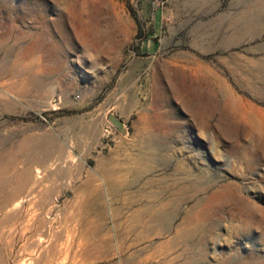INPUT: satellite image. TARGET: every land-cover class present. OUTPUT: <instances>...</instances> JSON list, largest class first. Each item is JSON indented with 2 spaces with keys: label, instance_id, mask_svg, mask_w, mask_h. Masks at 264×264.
<instances>
[{
  "label": "rangeland",
  "instance_id": "rangeland-1",
  "mask_svg": "<svg viewBox=\"0 0 264 264\" xmlns=\"http://www.w3.org/2000/svg\"><path fill=\"white\" fill-rule=\"evenodd\" d=\"M263 69L264 0H0V264H264Z\"/></svg>",
  "mask_w": 264,
  "mask_h": 264
},
{
  "label": "bare ground",
  "instance_id": "bare-ground-1",
  "mask_svg": "<svg viewBox=\"0 0 264 264\" xmlns=\"http://www.w3.org/2000/svg\"><path fill=\"white\" fill-rule=\"evenodd\" d=\"M262 70V69H261ZM264 70V69H263ZM264 72V71H263ZM217 121H218V126H219V129H220V131H221V133L223 134V135H226L227 136V134H228V132L230 131V129L231 128H233V124H232V122H230V119H228V120H225V119H223V118H221V116H219L217 119H216ZM200 127L201 128H205V130L206 129H209V128H211L212 127V124H211V118L208 120V121H206V122H204V123H202L201 122V124H200ZM264 131V127H262L260 124H253L252 125V129H251V135H253L254 137H259V136H262L263 135V132ZM227 133V134H226ZM229 135V134H228ZM1 161V160H0ZM6 164V163H5ZM0 165H3V164H0ZM5 167H6V165H4ZM9 168H4L3 166H0V173H2V172H5L6 170H8ZM36 172V174H38V175H36V178L38 179V178H40V175H39V173H40V171H38V170H36L35 171ZM8 173V172H7ZM6 182V181H5ZM24 188V187H23ZM23 188H21V189H23ZM12 189V188H11ZM40 193V192H39ZM44 193V192H43ZM46 193V192H45ZM45 193L43 194V197H44V195H45ZM216 194V193H215ZM3 195V194H2ZM9 194L7 193V194H5V196H3V200L2 201H0V210L4 207V206H6L7 205V203L9 202L8 200H9V196H8ZM46 195H47V193H46ZM38 196V195H37ZM40 196V195H39ZM48 196V195H47ZM38 199V198H37ZM44 199V198H43ZM38 201V200H37ZM44 201H45V199H44ZM47 201V200H46ZM36 202V201H35ZM35 204V203H34ZM43 204H44V202H43ZM45 204H46V202H45ZM9 205V204H8ZM37 206V205H36ZM14 207H15V205H14ZM41 207V206H40ZM7 209V208H6ZM14 214V213H13ZM162 215V214H161ZM167 215V214H166ZM16 217V216H15ZM72 219H73V217H71ZM136 219V218H135ZM134 219V220H135ZM77 222H79V220H76ZM136 222V221H135ZM44 223V222H43ZM166 223H167V221H166ZM184 224H185V226H182L183 228H184V231H183V235H181L180 237H178V241H180V242H188V239H187V237L188 236H190L191 235V233L193 232V230H194V228H195V226H199V225H196V223L194 222V221H190V220H185V222H184ZM199 229V228H198ZM87 232L85 233V234H83L84 236H87L88 234H90L91 232L93 233V231H94V229L91 231V229L88 227L87 229ZM107 243V241L106 240H99L98 241V244L97 245H93V246H91V250H95V251H97L98 253H100L101 252V249H102V246H105V244ZM191 249V248H190ZM46 257H48V255L46 256ZM45 258V257H44ZM44 258H39L38 260H37V264H41V263H43L42 261H43V259ZM189 264H192V263H189Z\"/></svg>",
  "mask_w": 264,
  "mask_h": 264
},
{
  "label": "water",
  "instance_id": "water-1",
  "mask_svg": "<svg viewBox=\"0 0 264 264\" xmlns=\"http://www.w3.org/2000/svg\"><path fill=\"white\" fill-rule=\"evenodd\" d=\"M109 120L118 130L125 132L123 123L119 119H117L113 114L109 115Z\"/></svg>",
  "mask_w": 264,
  "mask_h": 264
},
{
  "label": "built area",
  "instance_id": "built-area-1",
  "mask_svg": "<svg viewBox=\"0 0 264 264\" xmlns=\"http://www.w3.org/2000/svg\"><path fill=\"white\" fill-rule=\"evenodd\" d=\"M164 1H166V0H154V2H155L157 5H159V4H163Z\"/></svg>",
  "mask_w": 264,
  "mask_h": 264
}]
</instances>
